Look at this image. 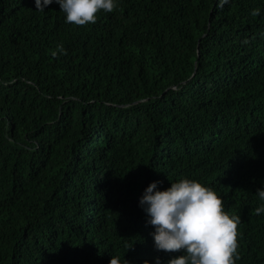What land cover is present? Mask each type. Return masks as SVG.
<instances>
[{
  "label": "trees",
  "instance_id": "16d2710c",
  "mask_svg": "<svg viewBox=\"0 0 264 264\" xmlns=\"http://www.w3.org/2000/svg\"><path fill=\"white\" fill-rule=\"evenodd\" d=\"M36 7L0 0V264H167L140 199L183 178L240 216L235 264H264V0Z\"/></svg>",
  "mask_w": 264,
  "mask_h": 264
},
{
  "label": "clouds",
  "instance_id": "9594fccd",
  "mask_svg": "<svg viewBox=\"0 0 264 264\" xmlns=\"http://www.w3.org/2000/svg\"><path fill=\"white\" fill-rule=\"evenodd\" d=\"M53 2L66 14V23L76 26L95 24L101 11L110 13L117 7V0H35L39 11ZM258 14V9L253 10V16ZM57 51L66 54L62 44L57 46ZM52 55L56 56L57 52ZM157 184L154 181L146 188L140 204L148 216V223L155 229V248L183 253L173 256L167 264H235L239 258L241 218L225 211L217 191L190 178L172 182L165 190H159ZM256 193L262 203L254 209V214L259 215L264 213V188H258ZM133 246L126 244L128 250ZM109 264H121V260L113 255ZM144 264L151 262L145 260ZM156 264H161L159 257Z\"/></svg>",
  "mask_w": 264,
  "mask_h": 264
}]
</instances>
